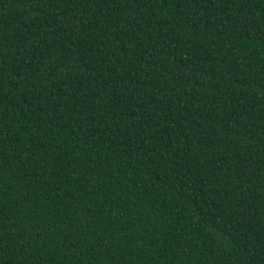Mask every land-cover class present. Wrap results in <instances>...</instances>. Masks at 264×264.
Returning <instances> with one entry per match:
<instances>
[{
	"label": "trees",
	"instance_id": "obj_1",
	"mask_svg": "<svg viewBox=\"0 0 264 264\" xmlns=\"http://www.w3.org/2000/svg\"><path fill=\"white\" fill-rule=\"evenodd\" d=\"M0 264H264V0H0Z\"/></svg>",
	"mask_w": 264,
	"mask_h": 264
}]
</instances>
